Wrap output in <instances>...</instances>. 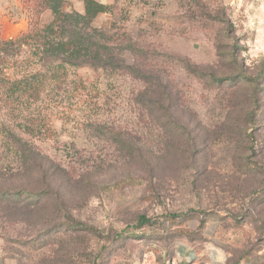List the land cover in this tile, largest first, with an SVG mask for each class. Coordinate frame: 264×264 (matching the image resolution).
<instances>
[{"label": "rangeland", "instance_id": "rangeland-1", "mask_svg": "<svg viewBox=\"0 0 264 264\" xmlns=\"http://www.w3.org/2000/svg\"><path fill=\"white\" fill-rule=\"evenodd\" d=\"M26 2L0 0L2 39L28 31ZM111 24L133 47L109 58L132 64L140 48L172 107L128 76L78 70L85 103L49 101L36 118L53 124L35 143L66 177L56 200L0 210V264H264V0H119L93 21ZM22 118L0 108L2 159V128L20 135Z\"/></svg>", "mask_w": 264, "mask_h": 264}, {"label": "trees", "instance_id": "trees-1", "mask_svg": "<svg viewBox=\"0 0 264 264\" xmlns=\"http://www.w3.org/2000/svg\"><path fill=\"white\" fill-rule=\"evenodd\" d=\"M80 1L83 4L81 13L69 9L67 0H27L28 31L7 40L0 37V108L23 116L22 134H15L10 126L2 128V132L9 134L5 151L11 161L2 163L7 156L3 155L2 159L0 155V210L8 211L13 202L19 203L22 199H27L19 203L23 208L41 207V199L46 200L45 204L49 203L47 200H56L55 188L61 185L56 186L55 182L66 177L68 168L36 145L43 132L55 133L53 124L42 131L46 122L36 118L46 105L50 110L56 109L48 104L49 101L60 104L72 96L76 98V105L85 103L87 86L77 75L78 70L113 71L128 76L144 86V94L153 91L159 103H168L172 107L169 92L161 90L160 77L145 64L146 53L140 48H132V64H115L109 58L110 52L116 47L133 45L116 41L114 24L107 29L93 26L98 15H114L119 0L112 5L96 0ZM130 1L147 4V0ZM45 11L50 12L51 19L41 25L39 16ZM249 150L248 158H251L254 148ZM246 167L259 169L250 162ZM137 219L140 226L149 223L143 215ZM73 222L66 214L62 226L71 227Z\"/></svg>", "mask_w": 264, "mask_h": 264}, {"label": "crops", "instance_id": "crops-1", "mask_svg": "<svg viewBox=\"0 0 264 264\" xmlns=\"http://www.w3.org/2000/svg\"><path fill=\"white\" fill-rule=\"evenodd\" d=\"M192 257L194 256H191V258ZM209 258L212 264H222L223 262H225V259L223 258L221 254H219V252H211Z\"/></svg>", "mask_w": 264, "mask_h": 264}]
</instances>
